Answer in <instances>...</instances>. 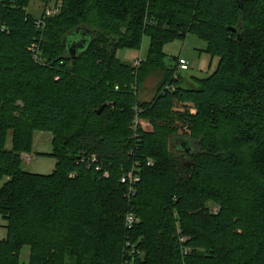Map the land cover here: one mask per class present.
<instances>
[{"label":"trees","instance_id":"16d2710c","mask_svg":"<svg viewBox=\"0 0 264 264\" xmlns=\"http://www.w3.org/2000/svg\"><path fill=\"white\" fill-rule=\"evenodd\" d=\"M51 2L0 0V264L24 247L28 264H122L127 238L134 264H264V0H56L48 16ZM190 34L219 64L186 87L163 47ZM146 35L139 68L117 57ZM38 130L53 134L47 175L23 169Z\"/></svg>","mask_w":264,"mask_h":264},{"label":"rangeland","instance_id":"374dc122","mask_svg":"<svg viewBox=\"0 0 264 264\" xmlns=\"http://www.w3.org/2000/svg\"><path fill=\"white\" fill-rule=\"evenodd\" d=\"M56 0H52L49 7L54 8ZM60 6L61 1L58 2ZM44 9L43 5L37 1H32L28 11L33 15L39 16ZM51 9V8H49ZM48 10V9H47ZM150 47V38L145 36L142 45L139 49H119L117 57L126 63H132L134 56L140 57L143 60L147 59ZM165 57V64L170 68H175L176 60L183 57L188 61L189 69H177L176 74L184 79V86L191 87L196 85L194 77L198 79L209 77L218 67L219 57L213 56L207 51V43L194 34L187 36L185 40L176 39L168 42L163 47ZM163 74L160 71L150 73L139 90V100L152 101L160 87ZM192 112H195L194 110ZM145 126V123L143 122ZM34 148L33 152L29 154L31 160L27 162L26 158L23 162V169L30 173L36 174H51L55 170L56 159L50 155L53 150V134L50 131H35L33 136ZM7 147L11 148V135L7 141ZM9 180L7 176L0 178V188ZM7 221L0 214V240L7 238ZM30 249L24 247L21 253V264H28Z\"/></svg>","mask_w":264,"mask_h":264},{"label":"built area","instance_id":"2783aa9c","mask_svg":"<svg viewBox=\"0 0 264 264\" xmlns=\"http://www.w3.org/2000/svg\"><path fill=\"white\" fill-rule=\"evenodd\" d=\"M57 13V9H48L46 12V15H53ZM40 25V20L37 22ZM143 61L142 58L136 57L133 59L132 64L134 68H139L141 65V62ZM179 69L181 70H188L189 64L188 61L185 58L180 57L179 59ZM138 113L141 111L137 109ZM139 124L142 125V121L139 119L138 116H136L134 120V125L137 127ZM27 162L31 160L30 156L25 157ZM148 165H153L152 161L148 162ZM108 174H106L107 176ZM141 181V176L137 172L136 168L131 169L126 175H124L121 178V183L125 184L127 186L126 191V197L131 198L136 195L137 192V186L139 182ZM215 211H217V208H215ZM140 223V218L136 216L133 212H128L125 217V226L128 230H132ZM181 241H185V238H181ZM142 251L138 247L137 242H132L129 238L126 239L124 243V257L122 264H134V259L137 255H141Z\"/></svg>","mask_w":264,"mask_h":264},{"label":"water","instance_id":"95a60500","mask_svg":"<svg viewBox=\"0 0 264 264\" xmlns=\"http://www.w3.org/2000/svg\"><path fill=\"white\" fill-rule=\"evenodd\" d=\"M231 29L233 31L237 30L236 28H231ZM78 46H79V43H73V44H70L69 47H68V50L72 54L73 57L76 56Z\"/></svg>","mask_w":264,"mask_h":264},{"label":"crops","instance_id":"0c3cea01","mask_svg":"<svg viewBox=\"0 0 264 264\" xmlns=\"http://www.w3.org/2000/svg\"><path fill=\"white\" fill-rule=\"evenodd\" d=\"M134 58H136L135 56L131 59V60H133ZM183 58V57H182ZM184 71V70H183Z\"/></svg>","mask_w":264,"mask_h":264}]
</instances>
